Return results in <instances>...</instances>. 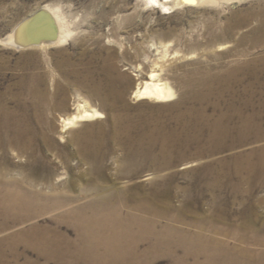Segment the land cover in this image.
<instances>
[{
  "label": "rangeland",
  "instance_id": "374dc122",
  "mask_svg": "<svg viewBox=\"0 0 264 264\" xmlns=\"http://www.w3.org/2000/svg\"><path fill=\"white\" fill-rule=\"evenodd\" d=\"M160 1L163 5L157 7L146 0H0V110L5 108L11 118L21 119L37 132L52 126L49 137L57 152L66 151L67 156L63 161L56 158L38 138L37 157L28 161L6 152L10 164H0V174L18 181L29 173L46 182L59 179L71 196L82 192L78 190L87 187L89 179L101 183L109 178L111 184L131 192L157 182L156 199L182 208L187 224L208 215L223 220L219 227L237 224L246 232L254 229L253 233H259L264 222V188L256 187L247 196L246 184L232 172L240 155L264 152V0ZM40 9L51 18L60 40L44 50L8 45L5 40L15 28ZM157 66L162 67L161 78L173 87L175 97L167 103L138 101L134 97L137 80L143 81ZM95 87L104 96L121 91L128 109L102 108L93 94ZM77 96L106 117L82 123L72 129L74 132H82L88 125L107 127L117 112L130 119L134 138L177 125L188 126L186 132L191 135L196 124L198 141L178 148L183 159L164 172L155 174L154 169L142 168L121 180H117V170L124 167L122 152L113 143L106 144L103 167L83 177L80 173L90 165L74 156L71 130L62 134L60 122L74 112ZM185 112L190 117L178 120ZM224 128L229 134L221 142ZM97 132L93 129L88 135L95 138ZM244 138L243 144L235 143ZM257 154L253 161L258 160ZM131 162L136 167L147 163ZM26 164L30 171L19 168ZM206 167L216 168L220 176L213 179L204 172ZM59 213L10 225L7 232H0V240L36 225L54 226ZM58 229L75 238L72 227L61 225ZM224 241L228 244L232 238ZM17 251L22 256L16 264L25 260L44 264L30 249L20 246ZM11 259L9 253L7 260ZM175 263L171 258H156L150 264ZM188 263L193 261L188 259Z\"/></svg>",
  "mask_w": 264,
  "mask_h": 264
},
{
  "label": "bare ground",
  "instance_id": "6f19581e",
  "mask_svg": "<svg viewBox=\"0 0 264 264\" xmlns=\"http://www.w3.org/2000/svg\"><path fill=\"white\" fill-rule=\"evenodd\" d=\"M146 1L157 7L163 5L160 0ZM35 17L37 15L33 16ZM42 22L43 24L36 21L26 27L27 29L24 26L28 23L20 24L5 42L15 48L18 47L17 44L23 45L25 40L29 43L36 42V33L46 25ZM54 35V39L42 38L40 43L33 47L44 50L47 45L60 40L57 39L56 30ZM31 39L33 40L30 41ZM161 69L160 66L151 70L143 81L137 80L134 97L138 101L167 103L173 100L176 92L161 78ZM119 77L127 81L123 75ZM93 94L104 109L111 110L117 106L123 110L128 109L121 91L104 96L101 95L100 88L95 87ZM77 98L74 112L62 118L60 122L62 134L71 130V142L76 147L74 156L90 165V168L80 173L83 177H90L91 171L103 167L107 157L104 151L106 144L113 143L122 152L120 160L124 167L117 170V180H121L142 168L154 169L155 174L164 172L183 159L177 154L178 148L184 147L190 141H198V136L195 135L200 130L196 124L192 126L195 134L191 135L186 132L188 126L177 125L172 129L146 131L134 138L130 119L117 112L111 115V123L107 127L102 124L88 125L82 132H74L72 129L82 123L100 121L106 117L104 112L92 108L79 96ZM0 112V153L3 155L0 157V164H10L5 158L6 152L28 161L33 160L37 157L35 140L38 138L42 139L49 153L62 161L65 160L66 151L57 152L49 137L54 129L52 126L48 129L41 128L37 132L21 119L11 118L10 112L5 108ZM185 116L189 115L186 112L181 113L178 120ZM93 129H98L95 138L88 135ZM224 130L221 142L229 134L226 128ZM212 141L213 137L210 142ZM245 141L246 138L236 140L235 143L243 144ZM199 153L197 152V155ZM257 153L243 154L234 160L238 165H235L232 173L246 184L247 196L256 187L264 188V152ZM256 154L258 160L253 161ZM110 155H115V152L112 151ZM114 158L116 159V156ZM137 160H146L147 163L136 167L131 161ZM19 168L31 170L30 164ZM204 172L212 175L213 179H217L221 173L213 167H206ZM45 180L33 179L29 173L22 182L7 178L4 172H1L0 188L3 190L0 191V232H7L10 225L24 224L44 215L60 213L54 217V226L36 225L28 231L0 240V264H16L22 256L17 251L20 246L35 252L44 260V264H150L156 258H171L177 264H189L188 259L193 261L192 264H264L263 221L257 230L259 233L256 234L253 233L254 229L252 232H246L243 226L237 224L219 227L218 224L224 225L223 220L208 215L198 217L187 224V215L182 208L161 204L156 199L157 182L146 187L140 186L139 190L134 189V192H131L127 187L111 184L109 178L101 183L89 179L88 186L78 190L82 192L71 196L64 192V182L60 183L59 179L53 183ZM176 194L177 191H174L175 198ZM61 225L72 227L75 238L71 239L61 232L58 229ZM184 226L192 229V233L188 232V229L183 230ZM230 237L232 241H227L226 244L224 240ZM4 247L9 249L2 251ZM9 253L12 262L7 260ZM199 258L203 261L199 262ZM23 264L36 263L25 260Z\"/></svg>",
  "mask_w": 264,
  "mask_h": 264
},
{
  "label": "water",
  "instance_id": "95a60500",
  "mask_svg": "<svg viewBox=\"0 0 264 264\" xmlns=\"http://www.w3.org/2000/svg\"><path fill=\"white\" fill-rule=\"evenodd\" d=\"M36 15H37V17H35V18H33V16H30L29 18H27L25 23H28V24H26L24 26V28H26V27L28 28L29 26H31L36 21L41 22V24H43L42 21H44L46 23V25H43V27L40 28V30H38V32L36 33V36L34 37V38H37V41L29 43V41L25 40L23 42V45L20 46L17 44L16 46H18V47H16V48H19V47L20 48H23V47L26 48V47H31V46L37 45L36 43H40V39H42V38H46V40L54 39L55 35L53 36V34H55V28L53 26V22H52L51 18L49 17V15L45 12V10H42V9L37 11ZM47 32H50V34ZM32 40L33 39H31L30 41H32Z\"/></svg>",
  "mask_w": 264,
  "mask_h": 264
}]
</instances>
